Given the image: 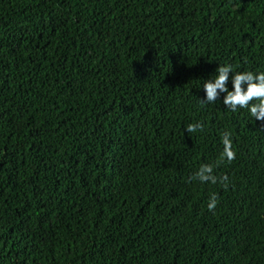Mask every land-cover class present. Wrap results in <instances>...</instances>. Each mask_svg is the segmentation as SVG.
Instances as JSON below:
<instances>
[{
	"label": "trees",
	"instance_id": "16d2710c",
	"mask_svg": "<svg viewBox=\"0 0 264 264\" xmlns=\"http://www.w3.org/2000/svg\"><path fill=\"white\" fill-rule=\"evenodd\" d=\"M224 64L264 72V0H0V264H264V127L199 101Z\"/></svg>",
	"mask_w": 264,
	"mask_h": 264
},
{
	"label": "clouds",
	"instance_id": "9594fccd",
	"mask_svg": "<svg viewBox=\"0 0 264 264\" xmlns=\"http://www.w3.org/2000/svg\"><path fill=\"white\" fill-rule=\"evenodd\" d=\"M215 75L205 79L202 84L203 98L201 104L213 103L221 99L226 109L235 112L237 108H246L250 117L260 122L264 127V72L242 71L233 72L230 64L217 65ZM201 128L199 123L187 124L184 131L192 133ZM222 150L219 155L221 161L231 162L235 157L232 140L228 132L221 134ZM192 181L201 184L221 183L227 186L228 177L213 175V165L202 163L192 174ZM217 204V196L212 193L207 202V209L213 211Z\"/></svg>",
	"mask_w": 264,
	"mask_h": 264
}]
</instances>
